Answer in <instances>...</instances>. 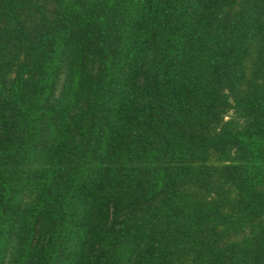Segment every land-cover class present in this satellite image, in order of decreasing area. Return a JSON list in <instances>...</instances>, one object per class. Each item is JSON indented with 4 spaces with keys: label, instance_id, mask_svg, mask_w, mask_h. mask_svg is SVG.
<instances>
[{
    "label": "trees",
    "instance_id": "trees-1",
    "mask_svg": "<svg viewBox=\"0 0 264 264\" xmlns=\"http://www.w3.org/2000/svg\"><path fill=\"white\" fill-rule=\"evenodd\" d=\"M0 264H264V0H0Z\"/></svg>",
    "mask_w": 264,
    "mask_h": 264
}]
</instances>
